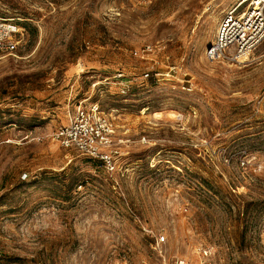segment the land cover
<instances>
[{
    "label": "rangeland",
    "instance_id": "1",
    "mask_svg": "<svg viewBox=\"0 0 264 264\" xmlns=\"http://www.w3.org/2000/svg\"><path fill=\"white\" fill-rule=\"evenodd\" d=\"M243 1L0 0V264H264V41L206 57ZM90 104L113 173L54 138Z\"/></svg>",
    "mask_w": 264,
    "mask_h": 264
},
{
    "label": "built area",
    "instance_id": "2",
    "mask_svg": "<svg viewBox=\"0 0 264 264\" xmlns=\"http://www.w3.org/2000/svg\"><path fill=\"white\" fill-rule=\"evenodd\" d=\"M245 11L239 4L223 19L215 41L206 49L211 62L233 65L245 63L264 41V0H248ZM26 30L15 20L0 17V54H15L24 47ZM146 78H149L146 75ZM116 127L97 104L76 109L69 124L58 128L54 138L61 147L74 150L82 157L101 164L107 173H113L122 156V144L115 141ZM242 162V165H245ZM175 264H192L185 259Z\"/></svg>",
    "mask_w": 264,
    "mask_h": 264
},
{
    "label": "bare ground",
    "instance_id": "3",
    "mask_svg": "<svg viewBox=\"0 0 264 264\" xmlns=\"http://www.w3.org/2000/svg\"><path fill=\"white\" fill-rule=\"evenodd\" d=\"M248 0H244L241 4L244 5L245 3H247Z\"/></svg>",
    "mask_w": 264,
    "mask_h": 264
},
{
    "label": "trees",
    "instance_id": "4",
    "mask_svg": "<svg viewBox=\"0 0 264 264\" xmlns=\"http://www.w3.org/2000/svg\"><path fill=\"white\" fill-rule=\"evenodd\" d=\"M88 159V158H87ZM89 160H91V159H89ZM91 161H94V160H91ZM94 162H96V161H94ZM98 163V162H97ZM100 164V163H99ZM101 165V164H100Z\"/></svg>",
    "mask_w": 264,
    "mask_h": 264
}]
</instances>
